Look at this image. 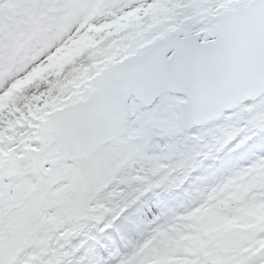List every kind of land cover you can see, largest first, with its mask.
<instances>
[{"label":"snow or ice","instance_id":"snow-or-ice-1","mask_svg":"<svg viewBox=\"0 0 264 264\" xmlns=\"http://www.w3.org/2000/svg\"><path fill=\"white\" fill-rule=\"evenodd\" d=\"M45 18L49 41L19 60ZM245 149L194 206L166 208ZM70 257L264 264V0H0V264Z\"/></svg>","mask_w":264,"mask_h":264},{"label":"rangeland","instance_id":"rangeland-1","mask_svg":"<svg viewBox=\"0 0 264 264\" xmlns=\"http://www.w3.org/2000/svg\"><path fill=\"white\" fill-rule=\"evenodd\" d=\"M52 21L49 18H45L40 21V23L32 26L26 27L21 33L16 37L15 44V56L19 60H24L31 56L37 49L41 48L45 43H47L51 37V33L49 31V27ZM91 31V30H90ZM95 45L94 39L89 37L87 34L84 37H81L79 40L73 42L63 54H61L57 60L53 62L52 67H60L65 63L71 62L75 57L79 56L81 53L86 51L87 49L93 47ZM83 49V52L81 50ZM248 151V157L242 155ZM235 154H239V156H243L240 160L239 158H235L236 161L233 162L234 158L231 160L230 165L223 170V172L216 176L210 177L208 169L214 164L215 161L210 162V166L205 170L196 173L199 177V180L195 182V185H185L184 188L177 189L165 195V204L166 208L175 207L177 209V214H183L188 208L194 206L197 200V192L196 188H208L213 186L222 176L231 174V172L235 170H239L242 167L247 166L252 159H254V152H250V149H245L243 151H237L234 153H225L222 154L218 161H221L222 157L228 155L234 156ZM217 162V161H216ZM180 198V199H177ZM174 199L176 201H172ZM172 201V202H171ZM174 204V205H173ZM79 237L74 238L72 240V246L78 245L80 243ZM136 239H140L139 236H136ZM89 251V248L80 249V256H83ZM74 258L70 257L69 260L71 264H76L73 261ZM67 264V262H66ZM154 264V262H153Z\"/></svg>","mask_w":264,"mask_h":264},{"label":"bare ground","instance_id":"bare-ground-1","mask_svg":"<svg viewBox=\"0 0 264 264\" xmlns=\"http://www.w3.org/2000/svg\"><path fill=\"white\" fill-rule=\"evenodd\" d=\"M81 52H83V49L81 50ZM250 152H253L250 149ZM246 157H248V151L245 154H242ZM234 158L233 162L236 161L235 158H239L240 160L243 158V156H239V154H235L234 156H224L222 157L221 161H215L214 164H212V166L208 169V172L210 174V177H216L218 175H220L223 170H225L231 163V160ZM172 201H175L174 199H171ZM171 201V202H172ZM174 205V204H173ZM170 209L174 210L175 212L177 211V209L175 207H170Z\"/></svg>","mask_w":264,"mask_h":264}]
</instances>
